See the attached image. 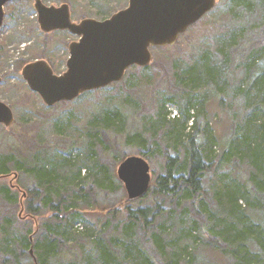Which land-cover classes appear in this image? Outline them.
Segmentation results:
<instances>
[{
    "label": "rangeland",
    "instance_id": "rangeland-1",
    "mask_svg": "<svg viewBox=\"0 0 264 264\" xmlns=\"http://www.w3.org/2000/svg\"><path fill=\"white\" fill-rule=\"evenodd\" d=\"M42 1L48 6L68 4L74 23L87 18L103 21L128 4V0ZM77 40L67 31L42 33L33 0L12 1L4 7L0 101L10 107L14 120L8 127L0 125V160L21 161L28 172L11 170L0 176V264H35L34 246L53 236L57 226L63 227L61 238H66L67 246H76L78 264H86L88 255L96 259L90 247L93 242L121 238L128 205L159 209L155 231L173 237L175 224L188 232L196 217L191 211L180 215L185 200L149 192L126 203L129 199L116 174L124 157L145 159L152 189L156 177L164 172L166 156L179 153L182 158L186 142L196 139L209 156L207 163L214 165L203 176L209 192L205 200L224 183L248 176L246 157H240L236 145L241 133L249 128L260 131L264 125V103L256 107L255 116L250 115L252 103L260 104L251 82L258 71L264 74V0H218L172 46L151 48L148 66H132L119 82L47 107L28 88L22 69L44 60L56 75L64 73L68 45ZM204 61L218 70L215 82L206 83L201 76V82L193 84L186 74ZM112 115L120 121L112 120ZM231 142L236 149L228 153ZM98 161L108 170L109 184L96 180L93 163ZM48 171L65 177L60 191L48 195L59 204L61 220L43 203L45 196L29 200L31 192L47 194V187L35 176ZM2 187L10 190L11 198L3 195ZM29 203L38 208V216L28 211ZM191 236L197 239L186 234L190 257L203 255L209 262L204 264H223L225 258L205 226ZM63 252V260H69L71 251ZM153 259L156 264H186L189 260L171 251Z\"/></svg>",
    "mask_w": 264,
    "mask_h": 264
},
{
    "label": "trees",
    "instance_id": "trees-1",
    "mask_svg": "<svg viewBox=\"0 0 264 264\" xmlns=\"http://www.w3.org/2000/svg\"><path fill=\"white\" fill-rule=\"evenodd\" d=\"M206 61L201 66L199 65V68H192V71L186 74L193 84L200 83L199 77L201 76L202 80L206 79V83L215 82L218 70L212 68ZM261 71L256 73L254 78L256 82L255 80L251 82V87L257 90L260 104L252 103L250 115L258 112L259 108L256 107L264 103V74ZM113 117L120 121L118 116L112 115V120H114ZM260 129V131H254L253 128L247 129L246 133L240 134L236 145L237 149H241L239 150L240 157L242 155L246 157L249 166L247 178L237 179L233 183H224L222 188L212 192L210 198H207L208 201L203 198L209 194L203 186V176L214 165L207 163L209 156L196 139H189L186 142L182 158L179 153L173 157L166 156L163 174L156 177L152 189L150 185L147 193L151 192L154 195L177 200L182 199L190 204L189 207L186 206L187 204L182 206L183 211L180 213V215L187 214L191 211L196 217V219H191L188 232L175 224L174 233L176 234L173 237L169 233L155 231L153 224L161 215L159 209H153L150 206L131 208L128 205L124 214L126 224L119 233L120 242L118 239L112 242V238L109 237L106 243L102 242L103 240L93 242L94 248L93 244L90 247L93 251L95 250L96 259L92 258L93 254L88 255L86 264H156L153 257H166L168 251H171L177 258L187 256L189 260L186 264H204L208 260L203 255L197 258L190 257L187 253L188 241H185L189 240L186 238L187 233L189 237L196 240V236H191V233L199 232L200 234L204 226L207 228L211 241L221 252V257L225 258L223 264H264V125L260 126ZM142 143L144 144L143 141ZM233 149L236 148L231 142L228 153L233 152ZM23 167L24 164L21 161L0 160V176L9 174L11 170L22 171ZM93 167L99 177L96 178L97 182L100 185L109 184L110 177L106 166L98 161L93 163ZM24 172L28 171L24 170ZM35 177L40 183L45 184L47 194L31 192L29 200H41L45 196L43 203H47L50 210L57 215L55 218L61 220L62 217L58 213L59 204L50 201L49 196L60 191L59 184L65 180V177H55L52 171L38 174ZM1 189L6 198L12 197L8 188L2 187ZM147 193L138 199L146 197ZM128 202L130 203V200L126 201ZM33 208L32 203H29L28 211L38 216V208ZM175 221L179 224L177 219ZM62 229V226H57L53 236L40 242L37 241L33 255L35 264H78V257L74 255L76 246H67L66 238H61L65 235ZM201 238H203L202 235ZM25 245H27L26 241ZM63 249L71 251L72 256L69 260H63ZM176 264H178L177 261Z\"/></svg>",
    "mask_w": 264,
    "mask_h": 264
},
{
    "label": "water",
    "instance_id": "water-1",
    "mask_svg": "<svg viewBox=\"0 0 264 264\" xmlns=\"http://www.w3.org/2000/svg\"><path fill=\"white\" fill-rule=\"evenodd\" d=\"M11 1L17 0H0V27L4 5ZM33 1L42 32L61 30L78 37L68 45L66 70L61 75H54L44 61L22 69L28 88L51 107L119 82L132 66H148L151 48L172 46L218 0H128L125 9L103 21L87 18L79 23L71 20L67 4L47 7L41 0ZM13 120L10 107L0 101V125L8 127ZM116 174L129 200L147 193L150 168L142 157H126Z\"/></svg>",
    "mask_w": 264,
    "mask_h": 264
},
{
    "label": "flooded vegetation",
    "instance_id": "flooded-vegetation-1",
    "mask_svg": "<svg viewBox=\"0 0 264 264\" xmlns=\"http://www.w3.org/2000/svg\"><path fill=\"white\" fill-rule=\"evenodd\" d=\"M11 2H12V1H11ZM41 2H42L43 5H45V6H47V7H49V6H53V5H49V6H48V5L44 4L42 0H41ZM8 3H9V2H8ZM6 4H7V3H6ZM6 4H5V5H6ZM63 4H66V3H63ZM5 5H4V7H5ZM61 5H62V4H61ZM67 5H68V4H67ZM59 6H60V5H59ZM68 6H69V5H68ZM55 7H58V6H55ZM33 8H34V1H33ZM69 9H70V8H69ZM34 10H35V9H34ZM3 11H4V8H3ZM35 12H36V11H35ZM36 16H37V14H36ZM3 18H4V15H3ZM2 22H3V20H2ZM1 25H2V24H1ZM55 31H61V30H55ZM55 31H51V32H48V33H45V32H42V31H41V32L44 33V34H49V33L55 32ZM39 61H44V60H39ZM34 62H37V61H34ZM34 62H32V63H34ZM44 62L47 63L46 61H44ZM66 62H67V61H66ZM28 64H30V63H28ZM47 64H48V63H47ZM25 66H26V65H25ZM25 66H24V67H25ZM48 66L50 67L52 73H53L54 75H56V74L53 72L51 66H50L49 64H48ZM65 67H66V63H65ZM128 69H129V68H128ZM126 71H127V70H126ZM58 75H61V74H58ZM21 76H22V74H21ZM22 78H23V77H22ZM0 82H1V78H0ZM81 95H82V94H81ZM79 96H80V95H79ZM79 96H78V97H79Z\"/></svg>",
    "mask_w": 264,
    "mask_h": 264
}]
</instances>
